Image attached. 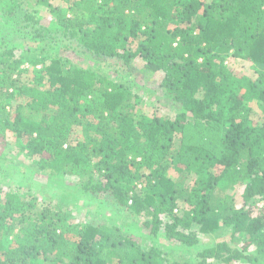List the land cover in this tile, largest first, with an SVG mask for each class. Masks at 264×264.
<instances>
[{
  "label": "trees",
  "instance_id": "16d2710c",
  "mask_svg": "<svg viewBox=\"0 0 264 264\" xmlns=\"http://www.w3.org/2000/svg\"><path fill=\"white\" fill-rule=\"evenodd\" d=\"M0 18L36 44L0 48V264H264V0H0ZM71 46L96 65L64 56ZM231 56L259 77L242 84ZM112 62L145 84L116 80ZM152 81L174 119L140 107ZM12 161L141 219L150 247L109 221L72 222L63 206L79 194L5 186ZM226 183L242 207L216 197ZM222 226L248 244L200 248Z\"/></svg>",
  "mask_w": 264,
  "mask_h": 264
},
{
  "label": "rangeland",
  "instance_id": "374dc122",
  "mask_svg": "<svg viewBox=\"0 0 264 264\" xmlns=\"http://www.w3.org/2000/svg\"><path fill=\"white\" fill-rule=\"evenodd\" d=\"M4 24V20L0 18V48H4L6 46L5 42L11 40L12 44L16 46L20 45L21 43L23 47H36V44L33 42V40H31V35L23 34L24 32L28 31L23 26L8 27V29L3 27L5 26ZM62 53L64 56L69 57L74 63L81 64L84 67H94L97 63L95 58L83 54V52L75 46H71L69 50L68 48L65 50L63 49ZM226 65L233 71V73L237 77L241 78L242 84H244L246 80H256L262 71L257 65L253 64L252 62L236 58L235 56L229 57L226 60ZM107 68L110 69V72L113 74V78H115L116 80H121V78L124 77L125 81L135 79L139 84H141V86L145 84V81L142 76H136V72L135 75L132 74L133 70L125 71V69L122 68L121 65H114L113 62ZM128 72L130 75L128 74ZM156 84L157 83L155 81L146 84L147 91L141 92L143 101L140 107L150 111H157L156 113L159 116H167L171 119H174L176 111L178 109L177 107L173 108V110L171 109L170 105L166 104H161L162 106L158 107L159 105L156 101V97L150 91V89L153 90V87H157ZM252 104L254 106L256 114L261 117L262 111L259 102L254 100ZM7 139V156L12 157L15 155L14 153H16L17 150L13 134H9ZM22 165H25V163L20 164L16 163V161H12L3 165V172L7 174L4 177L5 186H11L14 189H18L21 187L22 191L28 190L30 192V195L39 198L40 201L53 197V195H55L54 197L56 200H63L62 196L64 195V190H68V192L71 193L74 192L76 194H79L77 201H75L74 203H69L70 205L68 207L65 206L66 203H64L63 206V209L65 211H71L76 217L72 219V222L85 223L89 221H99L100 223H102L109 221L111 224L121 227L124 231H126V233L131 234L132 237L136 240L143 241L147 247H150L151 241L148 239V232L141 226V219H135L129 214H125L121 211H118L110 202L105 200L102 196L96 199H89L87 197H84L83 194H80L78 189L74 188L73 186L67 189V187H64L65 185L59 186L55 182H52L50 178L44 173L28 174L27 169H24ZM242 190V187L233 186L227 183L222 184L219 186L216 192V197L219 198L220 196L229 195L235 200V203L238 207H242ZM194 230L199 231V228L195 227ZM200 237V248L212 246L213 244H216L219 241L231 242L232 246L242 248L249 242L248 237L245 235H239L233 241L230 229H227L223 226L215 234H201ZM160 242L161 248L165 252L169 253L172 258H176L178 260L180 258L190 259L192 258L191 256H193V253H191L190 250L187 251L174 242L169 243L164 238H161Z\"/></svg>",
  "mask_w": 264,
  "mask_h": 264
}]
</instances>
